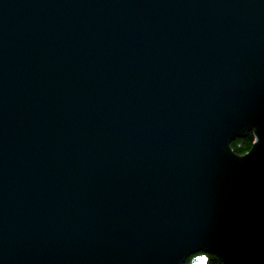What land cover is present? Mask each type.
<instances>
[{
	"label": "water",
	"instance_id": "obj_1",
	"mask_svg": "<svg viewBox=\"0 0 264 264\" xmlns=\"http://www.w3.org/2000/svg\"><path fill=\"white\" fill-rule=\"evenodd\" d=\"M197 251L264 264V0H0V264Z\"/></svg>",
	"mask_w": 264,
	"mask_h": 264
},
{
	"label": "trees",
	"instance_id": "obj_2",
	"mask_svg": "<svg viewBox=\"0 0 264 264\" xmlns=\"http://www.w3.org/2000/svg\"><path fill=\"white\" fill-rule=\"evenodd\" d=\"M254 139L252 129L244 135L236 136L229 141V147L236 155H243L249 150ZM200 260V261H199ZM220 258L214 253L197 251L186 255L180 264H220Z\"/></svg>",
	"mask_w": 264,
	"mask_h": 264
},
{
	"label": "rangeland",
	"instance_id": "obj_3",
	"mask_svg": "<svg viewBox=\"0 0 264 264\" xmlns=\"http://www.w3.org/2000/svg\"><path fill=\"white\" fill-rule=\"evenodd\" d=\"M200 261V260H199Z\"/></svg>",
	"mask_w": 264,
	"mask_h": 264
}]
</instances>
